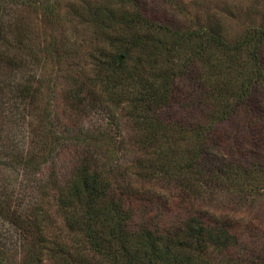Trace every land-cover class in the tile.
Returning <instances> with one entry per match:
<instances>
[{
    "label": "trees",
    "instance_id": "1",
    "mask_svg": "<svg viewBox=\"0 0 264 264\" xmlns=\"http://www.w3.org/2000/svg\"><path fill=\"white\" fill-rule=\"evenodd\" d=\"M38 1L45 16H54L50 0ZM138 22L153 36L126 40L129 46L121 56L99 63L114 90L124 87L128 138L137 147L130 163L119 167L145 182L177 183L175 209L184 215L166 228L149 216L137 221L134 212L144 206L128 194V188L138 191L134 184H115V168L91 169L90 160H83L60 189L64 222L73 234L70 247L58 235L46 237V224L55 225L39 201L22 211L2 208V219L13 226L26 251L21 264H42L44 250L51 262L61 264H248L250 254L251 264H262L264 246L232 251L252 237L259 216L252 210L243 219L219 216L204 204L223 197L229 209L249 208L264 200V29L247 30L229 43L216 25L182 32L165 31L143 18ZM13 34L0 29V65L11 72ZM134 49L139 56L127 66ZM30 90L27 85L0 88L8 116L22 115L31 106ZM13 93L15 102L9 98ZM28 133L26 147L11 150L8 158L46 179L47 155L31 148Z\"/></svg>",
    "mask_w": 264,
    "mask_h": 264
},
{
    "label": "rangeland",
    "instance_id": "2",
    "mask_svg": "<svg viewBox=\"0 0 264 264\" xmlns=\"http://www.w3.org/2000/svg\"><path fill=\"white\" fill-rule=\"evenodd\" d=\"M22 1L0 3V29L11 30L15 37L11 51L15 60L10 66L15 71L1 64L0 86L27 85L33 97L31 106L14 117L8 116L7 107L0 103V264H21L26 254L13 226L1 217L4 205L11 211H22L39 201L48 222L55 225L50 228L46 224L44 230L50 236L46 237L53 239L52 236L58 235L70 247L68 239L73 234L64 222L59 202L64 191L60 189L83 160H90L91 169L115 168V176L111 175L115 184L127 185L130 181L134 184L138 191L128 188V194L144 206L134 212L137 221L149 216L162 228L178 222L184 212L175 209L179 203L175 201L177 183L145 182L119 167L130 163L137 147L128 138L131 125L125 97L121 96L124 87L114 90L104 80L107 73H103L99 63L121 56L129 46L127 41L146 34L153 36L138 22L142 18L165 31H194L216 25L227 42H234L247 30L264 29V0H50L55 7L50 18L44 15L38 0L36 4L34 0L26 4ZM89 12L94 17L89 18ZM123 17L134 19V23L129 25ZM154 34L160 39L168 37ZM262 47L264 58V43ZM131 55L133 59L125 61L127 66L138 58V50L131 51ZM111 92L119 93V97L115 98ZM16 97V93L9 96L13 102ZM27 132L31 148L40 156L47 155L46 179L8 158L11 150L26 147ZM41 180L44 187H40ZM204 205L213 214L236 219L248 218L252 210L259 216V226L249 240L232 251L264 246V200L250 209L248 205L229 209L223 197L219 200L210 197ZM252 256L246 259L248 264L253 261ZM41 261L61 264L51 262L45 250Z\"/></svg>",
    "mask_w": 264,
    "mask_h": 264
},
{
    "label": "water",
    "instance_id": "3",
    "mask_svg": "<svg viewBox=\"0 0 264 264\" xmlns=\"http://www.w3.org/2000/svg\"><path fill=\"white\" fill-rule=\"evenodd\" d=\"M121 59V58H120Z\"/></svg>",
    "mask_w": 264,
    "mask_h": 264
}]
</instances>
